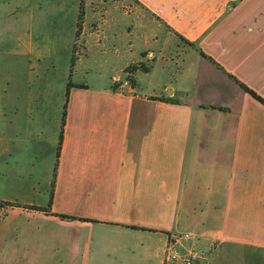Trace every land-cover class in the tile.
<instances>
[{
	"label": "crops",
	"instance_id": "obj_1",
	"mask_svg": "<svg viewBox=\"0 0 264 264\" xmlns=\"http://www.w3.org/2000/svg\"><path fill=\"white\" fill-rule=\"evenodd\" d=\"M46 2L0 0V57L35 77L0 93V264H164L185 233L209 252L200 264H264V106L232 79L264 99V0H136L166 33L137 53L107 33L117 65L92 83L74 80L77 61L71 73L77 17L67 85L87 87L71 89L63 130L66 94L40 66ZM147 52L150 71L117 87Z\"/></svg>",
	"mask_w": 264,
	"mask_h": 264
},
{
	"label": "rangeland",
	"instance_id": "obj_2",
	"mask_svg": "<svg viewBox=\"0 0 264 264\" xmlns=\"http://www.w3.org/2000/svg\"><path fill=\"white\" fill-rule=\"evenodd\" d=\"M46 1V6L44 10H42V16H44L43 18L46 24L44 26L46 32L44 46L46 60L40 66L44 67L45 74L49 77L47 80H50L52 84H54L53 78L55 76L57 83H55L56 87L54 86L53 90L54 96L56 98L60 97L61 101L65 103L72 43L75 40L76 34L75 22L80 14L82 0ZM83 3L84 8L81 17L80 35L82 32L83 34L86 33V35L88 33L95 34L96 36L94 35L93 38H95L96 41L92 40V38H88L87 41H85L86 37L80 38L79 35L77 43L74 46L76 48V53L80 52L82 55L88 52V55L87 57L85 55L78 56L77 72L74 76L75 81L83 82L86 80L89 83L100 82L101 80L98 78L101 76V71H105L110 67H116V58H110L109 63L107 62V64H105V56L103 59L101 55V51L104 50V47L97 43L98 41H102V38L106 36L107 33H111L112 31L115 33L119 32L120 43L126 44V50L128 52L135 51V53H137L140 48L144 51V48H147L144 44L147 42L150 43L152 40L151 38L160 37L162 34L166 33L164 27H157V24H160V22L133 0H83ZM8 13L9 12H6L7 15ZM11 13L13 12L11 11ZM138 36H141V39H138ZM185 47L188 46L185 45ZM155 48L156 47L153 46V49ZM153 56L155 57V54ZM153 56L149 57L147 52L143 54L144 60L142 62L137 63L135 60L129 67L149 68L152 65L151 58ZM12 59L13 58L9 56L0 57V60L3 62V64L0 65V93L5 94V96L15 97L26 95L29 93V86H31L29 83H33L32 79L35 77L32 75L29 68L23 66L21 67V71L18 70L17 73V70L6 63ZM87 68L93 70L89 76L84 75L83 72ZM143 68L142 71L144 70ZM141 76V78H145L142 81L146 84L147 88L149 87L147 89L149 92H152L154 86L158 85L160 81V76L158 78L155 73L152 74V76ZM127 78L128 73L125 72L124 74L123 72L120 77L114 80V83L117 87H120V84L124 80H128ZM116 81L120 83L118 82L117 84ZM129 84L132 86L130 81Z\"/></svg>",
	"mask_w": 264,
	"mask_h": 264
},
{
	"label": "built area",
	"instance_id": "obj_3",
	"mask_svg": "<svg viewBox=\"0 0 264 264\" xmlns=\"http://www.w3.org/2000/svg\"><path fill=\"white\" fill-rule=\"evenodd\" d=\"M119 81H116L118 84ZM120 83V82H119ZM129 81L124 80L120 84V88L129 87ZM194 239V236L189 233L174 235L163 255L164 264H200L209 258V252L185 247L184 242H188Z\"/></svg>",
	"mask_w": 264,
	"mask_h": 264
},
{
	"label": "trees",
	"instance_id": "obj_4",
	"mask_svg": "<svg viewBox=\"0 0 264 264\" xmlns=\"http://www.w3.org/2000/svg\"><path fill=\"white\" fill-rule=\"evenodd\" d=\"M133 1H136V0H133ZM83 8H84V3H83V0L81 2V8H80V14H79V22H78V25H77V39L80 35V29H81V17L83 15ZM200 53L203 57H205L206 59H208L210 62L214 63L215 65H217L219 68H221V66L219 64H217L211 57H208L203 51L200 50ZM77 54L76 53V48L74 47L73 48V56H72V60H71V73H72V70L76 64V61H77ZM143 67H137V68H127L126 70V73H128V80L131 82V85L132 86H135V79L134 77H132V74H134L137 70H142ZM144 72L145 73H148L150 70L149 68H143ZM232 79L241 87V89H243L246 93H248L249 95H251L255 100H257L258 102H260L263 106H264V99L259 96L254 90H252L251 88H249L247 85H245L244 83L240 82L239 80H237L236 78L232 77ZM74 87H78V88H86L87 86L85 85H75L73 84L72 80L69 81L68 83V86H67V91H66V104L64 106V110H63V122H62V130L64 129V124H65V118H66V112H67V104H68V99H69V95H70V91L71 89H73ZM61 145V144H60ZM60 145H59V148H58V155H59V151H60ZM53 191H51V201H50V204L48 206V208L45 209V211L47 213L50 212V208H51V203H52V197H53V194H52ZM5 205H8L6 203H1L0 202V209L5 207ZM61 218L63 219H70V220H74L76 218L74 217H69V216H61Z\"/></svg>",
	"mask_w": 264,
	"mask_h": 264
}]
</instances>
